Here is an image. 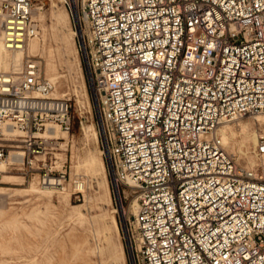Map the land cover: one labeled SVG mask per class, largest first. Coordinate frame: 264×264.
I'll list each match as a JSON object with an SVG mask.
<instances>
[{"label": "built area", "instance_id": "1", "mask_svg": "<svg viewBox=\"0 0 264 264\" xmlns=\"http://www.w3.org/2000/svg\"><path fill=\"white\" fill-rule=\"evenodd\" d=\"M72 1L112 171L136 194L133 263L264 264V169L241 168L218 134L264 114V0ZM32 11L31 0H0L1 46L23 49ZM53 89L29 57L0 71V167L51 147L47 126L70 131V100ZM13 131L24 144L8 162ZM64 180L47 170L40 183Z\"/></svg>", "mask_w": 264, "mask_h": 264}, {"label": "rangeland", "instance_id": "2", "mask_svg": "<svg viewBox=\"0 0 264 264\" xmlns=\"http://www.w3.org/2000/svg\"><path fill=\"white\" fill-rule=\"evenodd\" d=\"M31 2L32 18L37 27L34 36L39 39V48L35 56L27 57L36 61L41 75L47 77L44 72L45 57L48 50L53 53L61 80L60 83L56 82L58 93L56 97L69 98L72 124L65 146L62 145L65 141L64 138L55 139L51 147L47 146L40 153L29 155L23 163L0 167V187H2L0 189V264H109L105 253L99 254L96 249L105 232V224L109 227L113 242L120 243L122 246L123 264H134L126 244L128 241L126 231L133 220L131 202L136 194L124 178L121 179V182L117 181L118 198L115 194L113 178L109 172L104 151L106 149L104 134L102 136L99 129L98 115L92 95L97 101L103 132L100 101L93 90L92 69L84 59L83 35L79 38L76 32L78 29L84 31V28L78 27L75 20L76 8L72 7V0H31ZM61 5L68 12L70 28L74 31V35H71L68 29L58 28L52 21V13ZM41 48L43 49L41 50ZM9 70L11 69L6 71ZM247 120L249 117L242 119V121ZM91 124L95 125L94 128L97 132V139L94 142H89L87 135L84 134V128ZM255 131L259 135L263 133L262 137H264V132L258 126L255 127ZM22 137V132L13 131L10 134V140L4 142L8 162H12L9 159L11 152H22L24 144ZM93 147L95 150L91 152L90 156L95 159L97 154L106 171L105 194L98 191L95 188V183L91 181L86 187L84 195L79 190L72 188L70 184L84 169L80 162L83 163L87 152L92 151ZM224 149L241 168H247L245 159L237 153L236 147ZM47 170H52L55 174L57 172L65 173V180L58 190L65 188L68 192L67 202L60 200L56 192L47 196L30 190L31 184H34L37 189H42L40 179L43 172ZM259 171L264 179V170L261 171L259 168ZM6 174L9 177H5ZM99 196H101V200H98ZM119 199L120 201H118ZM73 206H77L79 210L73 209ZM120 207L124 208V214L121 213ZM111 218L116 220L118 234L114 230ZM97 229L100 230V233L96 232ZM77 249L85 254V262L81 263L75 259L74 253Z\"/></svg>", "mask_w": 264, "mask_h": 264}, {"label": "bare ground", "instance_id": "3", "mask_svg": "<svg viewBox=\"0 0 264 264\" xmlns=\"http://www.w3.org/2000/svg\"><path fill=\"white\" fill-rule=\"evenodd\" d=\"M72 7H74L73 1H72ZM51 17H52V21H54L55 25L58 28L68 29V30H70L71 35L75 34L74 31L70 28V20H69L68 12L62 5L59 6L55 12L52 13ZM75 17H76V15H75ZM75 20L77 22V18ZM79 33H80V37H81V35H83V31L79 30ZM70 37H72V36H70ZM38 48H39V39L35 36L33 38H29V40L26 42L23 49H20V50L9 51L0 45V70L6 71L7 69L12 70V69L19 68L21 66L23 60L25 59V57L27 58V56H35L36 55V52H38ZM54 48H55V46H54ZM42 49L43 48H41V50ZM65 65H66V63H65ZM68 71H67V73H68ZM44 72H45V75L47 76L46 78L54 83L53 95L56 97L58 95L57 90H56V82L60 83L61 80H60V76L58 74V71L56 69L54 55L50 50H48L46 57H45ZM78 88H80V87H78ZM61 95L63 97V94H61ZM94 126L95 125L91 124V125L84 128V132H85L84 134L87 135L89 142L90 141L94 142V140L97 139V132H96V129L94 128ZM256 126H258V128H261L262 131L264 132V115L263 114L256 115L253 117H249V120H247V121H242V119H237L233 122L225 123L218 129V134L220 135L221 143H222L224 148H232L233 149L234 147H236L237 153L245 159V161L247 163V168H252V167H256V165H259L261 168L264 169V154L261 156H257V154H255V152H254L256 144L258 143V138H259V136H262V134H263L262 133L261 135H259L258 132L256 133V131H257V130L255 131ZM44 134L52 136V138H55V139L64 138L65 141L63 142L62 145L63 146L66 145V141L68 139V133H66L64 131H60V129L58 127L47 126ZM81 135L83 136V134H81ZM102 141H103V139H102ZM94 150L95 149L93 147L92 151L87 152L86 157L83 159V163L80 162L81 164H83L84 169L81 171V173L77 177H75L74 180H72V182L70 184L72 188L79 190L84 195H85V189L88 186L89 182H91V181H93L95 183V188L98 191H102L103 194H105L106 171L104 169V165H103L102 160L97 156V154H96L95 159H93V157L90 156L91 152H93ZM100 150H99V152H101ZM251 152H252V154H251ZM21 155H22L21 151H13L9 154V159L12 161H16V160L20 161ZM76 167H78V166H76ZM74 169H75V167H74ZM74 176H76V175H74ZM111 176L113 178L115 194H116V197L118 198L119 191H118V187H117V181L119 179H116L113 171L111 172ZM5 177H9V175L6 174ZM13 183H16V182H13ZM18 183H20V182L18 181ZM29 187H30L31 191L39 192V193H42V194L47 195V196H50L52 194V192H56L57 196L60 200L67 202L68 192L65 190V188L58 190L59 188L57 189L56 187H53V186L47 187V188L42 186V189H37V187L34 184H31ZM0 189H2V187H0ZM1 192H2V190H1ZM101 196L98 197V200H101ZM118 201H120V199ZM119 206H120V202H119ZM131 207H132V212L134 215L136 212V208H137V202H136L135 198L131 202ZM72 208L75 210H79L77 206H73ZM120 211L122 214L125 213L123 207H122V209L120 207ZM111 223L114 227L115 232L118 234L119 231H118L116 220L111 218ZM96 232L100 233V230L97 229ZM96 249H97L99 254L105 253V258L109 260V264H123L124 261H123L122 246L120 243L115 244L113 242L112 236L109 233V227L106 224H105V232L103 233V237L100 239V244L97 246ZM92 251H94V250L92 249ZM74 256H75V259L81 263L86 261L85 254L80 252V250H78V249L74 253Z\"/></svg>", "mask_w": 264, "mask_h": 264}, {"label": "water", "instance_id": "4", "mask_svg": "<svg viewBox=\"0 0 264 264\" xmlns=\"http://www.w3.org/2000/svg\"><path fill=\"white\" fill-rule=\"evenodd\" d=\"M77 33H78V36L80 37L79 30H77ZM80 38H81V37H80ZM83 55L85 56L84 51H83ZM84 59H85V62H86V58H84ZM86 63H87V62H86ZM92 97H93V103H94V106H95V109H96V113H97V115H98L99 129H100V132H101V134H102V136H103L102 126H101L100 117H99L98 108H97V101H96V98H95L94 95H92ZM105 152H106V158H107V162H108L109 172H110V174H111V172H112V166H111V164H110V160H109V157H108V154H107L106 149H105ZM126 244H127L128 248H129V243H128V241H126Z\"/></svg>", "mask_w": 264, "mask_h": 264}]
</instances>
